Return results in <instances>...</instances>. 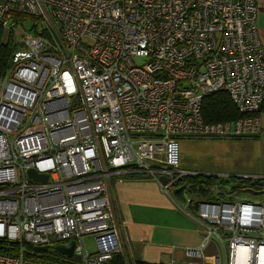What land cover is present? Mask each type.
Wrapping results in <instances>:
<instances>
[{
  "label": "built area",
  "instance_id": "2783aa9c",
  "mask_svg": "<svg viewBox=\"0 0 264 264\" xmlns=\"http://www.w3.org/2000/svg\"><path fill=\"white\" fill-rule=\"evenodd\" d=\"M259 15V0H0L6 33L21 18L38 22L0 88V242L14 248L0 264H63L31 254L71 242L74 264H134L112 183L140 176L173 199L175 184L195 176L181 170V139L261 134ZM220 93L238 120L206 121L204 101ZM262 192L200 201L188 214L201 244L185 250L187 264H264ZM195 204L187 199L185 212ZM212 243L219 253L208 256Z\"/></svg>",
  "mask_w": 264,
  "mask_h": 264
},
{
  "label": "crops",
  "instance_id": "0c3cea01",
  "mask_svg": "<svg viewBox=\"0 0 264 264\" xmlns=\"http://www.w3.org/2000/svg\"><path fill=\"white\" fill-rule=\"evenodd\" d=\"M259 34L264 47V0H259ZM262 132L254 138L235 140H183L189 148L193 143L202 145L218 159L230 174L221 177L245 178L264 184V109L262 111ZM191 143V144H189ZM182 147V146H181ZM198 147V146H195ZM199 150V148H197ZM182 165L181 170L199 176L219 178L218 175L200 174ZM112 199L122 237L136 261L147 264H187V248H197L201 244L200 225L192 214H196V204L190 211L185 203L179 212L164 195L160 186L150 180H114ZM177 199V198H173ZM172 199V200H173ZM196 203L199 200H194ZM189 209V208H188ZM219 253L215 243L205 250L206 255Z\"/></svg>",
  "mask_w": 264,
  "mask_h": 264
},
{
  "label": "trees",
  "instance_id": "16d2710c",
  "mask_svg": "<svg viewBox=\"0 0 264 264\" xmlns=\"http://www.w3.org/2000/svg\"><path fill=\"white\" fill-rule=\"evenodd\" d=\"M23 20H29V18H21ZM14 35L10 34L7 36L5 30L0 26V86L5 78L8 70L11 67L12 59L15 52L19 49L18 43L14 41ZM264 109V106H263ZM203 113L206 121L208 123H218V122H231L238 120L240 115L236 110V107L232 103L230 97L225 93L211 95L204 101ZM241 139V138H240ZM125 179L127 180H144V178L140 176H127ZM219 178L215 177H201V176H191L180 180L175 184V197L177 200L187 201L185 198L186 195L195 196L199 201L207 200L213 202H223V201H233L229 198V196L235 195L238 190L235 189L230 193H219L217 195H213V190L216 188V180ZM237 180H241L245 184V188L247 192H254L255 194H261L264 191V184L260 183L261 181L238 178ZM250 190V191H248ZM257 191L258 193H256ZM226 194V195H224ZM183 203V202H182ZM14 248L6 241L0 242V252L7 253L12 251ZM33 257V256H32ZM35 258L39 260H48V261H58L63 264H74L72 259L68 260L65 257H59L54 252H45L41 253ZM113 264H127L122 256H117ZM134 264H147L142 261H134Z\"/></svg>",
  "mask_w": 264,
  "mask_h": 264
},
{
  "label": "rangeland",
  "instance_id": "374dc122",
  "mask_svg": "<svg viewBox=\"0 0 264 264\" xmlns=\"http://www.w3.org/2000/svg\"><path fill=\"white\" fill-rule=\"evenodd\" d=\"M37 23H38L37 20H34V19H29V20L21 19L19 21L20 25L18 27V33L13 36L14 41H16L18 43V47H19L18 50H20V49L25 50V47L23 46L22 42L26 38L35 34ZM39 26L41 28V24H39ZM9 35L10 34L7 33V36H9ZM138 63L141 66H142V64H144L141 61H138ZM4 79H3V82H4ZM3 82H2V84H3ZM2 84H1L0 88L2 87ZM183 140H185V139H181L180 143L183 142ZM189 144H191V143H189ZM186 145H187L186 143H183L181 145L182 146L181 147L182 165L185 162V166L188 167L187 168L188 170L197 171L200 174H210V175H214V176L218 175L219 179L215 181L217 187L214 188L213 195H217L220 192L221 193H230L231 191L237 189L238 192L235 195L229 196V198L233 201L247 202V201H258V200H260L259 196L261 197V195L257 191H255V192L258 194H255L254 192H252V190L251 191L248 190L250 192H247V189L245 188V184L241 180H237L236 178H232V177H230V178L221 177L224 175H229L230 172L227 169H225V167L222 164L215 163L218 159H216L215 156H213L211 154L210 150H205L204 149L205 147H203L201 144L196 145L195 143H193V145H191L190 148ZM195 146H198V147H195ZM197 148H199V150ZM197 176H199V175H197ZM201 177H210V176H201ZM174 190H176V189L174 188ZM174 190H172V191H174ZM224 195H226V194H224ZM166 197L172 202V204H174V201H175L182 208L185 207L184 205L186 204V202H184L183 200L178 199L179 202H181V203L183 202L185 204H180L177 201V199L172 200L168 196H166ZM185 198L189 199V200H198L195 196H192V195H186ZM175 208L181 213L184 212L181 208H178L176 205H175ZM86 245H87L88 250L91 253H94L98 250L97 243L92 236L86 237ZM28 250H29V252L32 251V249H29V248H28ZM73 261H76V257L73 258Z\"/></svg>",
  "mask_w": 264,
  "mask_h": 264
},
{
  "label": "water",
  "instance_id": "95a60500",
  "mask_svg": "<svg viewBox=\"0 0 264 264\" xmlns=\"http://www.w3.org/2000/svg\"><path fill=\"white\" fill-rule=\"evenodd\" d=\"M29 176L33 181L38 183H47L48 181V176L38 174L35 170H30ZM162 182L164 184H167V179L162 178ZM198 206H199V202L196 203V208H198ZM74 251H75V242H71L69 245H54L51 247L35 248L33 254L31 255L35 257L41 253L54 252L59 257H65L68 260H72L74 257Z\"/></svg>",
  "mask_w": 264,
  "mask_h": 264
}]
</instances>
